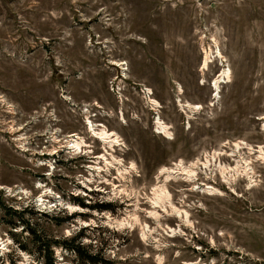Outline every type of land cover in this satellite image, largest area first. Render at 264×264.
<instances>
[{
  "label": "rangeland",
  "instance_id": "rangeland-1",
  "mask_svg": "<svg viewBox=\"0 0 264 264\" xmlns=\"http://www.w3.org/2000/svg\"><path fill=\"white\" fill-rule=\"evenodd\" d=\"M259 146L264 0H0V264H264Z\"/></svg>",
  "mask_w": 264,
  "mask_h": 264
},
{
  "label": "bare ground",
  "instance_id": "bare-ground-1",
  "mask_svg": "<svg viewBox=\"0 0 264 264\" xmlns=\"http://www.w3.org/2000/svg\"><path fill=\"white\" fill-rule=\"evenodd\" d=\"M206 59L207 58L204 57V59L202 61L203 67L205 65H207L206 64ZM227 77H228V70H222L221 73H220V75L217 78L224 79V78H227ZM213 84L216 85V82L214 81ZM91 128L92 127H90V130L93 132V136L95 138L103 141L104 143H107L111 147L116 144L117 137H116V135H115L114 132H112V131L104 128V127H102L98 132H94V129H91ZM155 131H156V133H158V134H160L162 136H165V137L170 136V132L168 130V126L165 125L164 122L159 121L158 119H156V121H155ZM67 144H68V146L71 149H80V147L83 145V141L80 138H78V136L71 135L70 138H69V140H67ZM262 147H264V146H259L256 149V151H255L258 154V158H260V159H264V151H263V148ZM236 148H238V143L236 144ZM216 154H219V153H215L214 152L211 155V158H213V156L216 155ZM231 156H233V155L231 154ZM240 159L242 160V158H240ZM240 159L236 160L234 166H232V167H229L228 165L226 166V165L218 164L217 170H218L220 176L223 179H227L226 174H228V173L230 174V175L228 174L229 177H232V178H233L234 174H238V173H241V172H243L244 174H246L247 173L246 170H247L248 163H246V160H243V163H244L243 165L244 166H242L241 165V162H240ZM209 161L210 160L206 156L205 157V160L202 163L201 162H198V159H197L195 162L191 163L187 167H185L184 165H182L181 163H179V165L176 167V170L175 171H172L170 173H176L178 175L180 174L181 176H184L185 177V180L186 181H188V182L190 181L191 182V180H193L195 178V175L197 174L196 173V170H195L197 168V165L200 164V165H202L201 166L202 168H205V167L208 166V162ZM166 171L167 170L165 168H163L159 172V175L157 176V178L159 176H161L162 174H166V177H165V181L164 182L169 181L170 178H171V174H169ZM120 174H121V177H122V173H120ZM227 180H229V179H227ZM227 182H229V181H227ZM214 190L215 189L213 187H211V186H205L202 189V192L208 193V194H213ZM151 195H152V197L149 198V203H150V206H151L152 210H150L148 212L149 213V217L154 218V219H158L161 216V213H165V214L171 215V216L175 215L177 218H185V220L188 222L186 211L180 210L179 208H177V207H175L174 205L171 204L170 194H169V192L167 191V189L165 188L164 185H158L157 184V186L153 187L152 188ZM137 221L138 220H137L136 217H134L133 220H129V219H126V218H122L120 220H113L112 218L108 217V222L116 223V226H123V225H129V226H131L132 223L135 224ZM143 230H148L146 224H145V227L144 226L142 227V234H144V231ZM167 232L173 233L174 230L173 229H170V230H167ZM157 264H160V259L158 260Z\"/></svg>",
  "mask_w": 264,
  "mask_h": 264
},
{
  "label": "trees",
  "instance_id": "trees-1",
  "mask_svg": "<svg viewBox=\"0 0 264 264\" xmlns=\"http://www.w3.org/2000/svg\"><path fill=\"white\" fill-rule=\"evenodd\" d=\"M98 207H106L104 204H98ZM70 248H72V250H74L76 247H74V246H70ZM46 246L45 247H43L42 245H40L39 247H38V252H39V254H42V256H43V258H44V256H45V252H46Z\"/></svg>",
  "mask_w": 264,
  "mask_h": 264
}]
</instances>
